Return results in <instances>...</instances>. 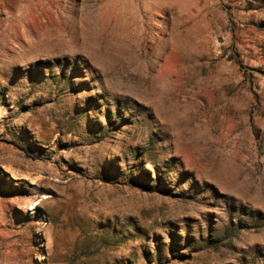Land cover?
<instances>
[{
  "label": "rangeland",
  "instance_id": "rangeland-1",
  "mask_svg": "<svg viewBox=\"0 0 264 264\" xmlns=\"http://www.w3.org/2000/svg\"><path fill=\"white\" fill-rule=\"evenodd\" d=\"M258 71L264 0H0V264H264Z\"/></svg>",
  "mask_w": 264,
  "mask_h": 264
},
{
  "label": "trees",
  "instance_id": "trees-1",
  "mask_svg": "<svg viewBox=\"0 0 264 264\" xmlns=\"http://www.w3.org/2000/svg\"><path fill=\"white\" fill-rule=\"evenodd\" d=\"M258 73L264 75V72H262V71H258ZM172 255H173V257H175V256L180 257V255H178V254L177 255L176 254H172ZM156 258H157V260H159V255L157 253H156Z\"/></svg>",
  "mask_w": 264,
  "mask_h": 264
}]
</instances>
